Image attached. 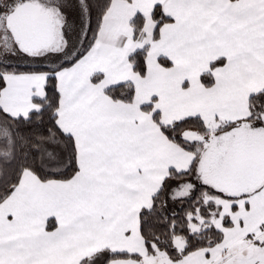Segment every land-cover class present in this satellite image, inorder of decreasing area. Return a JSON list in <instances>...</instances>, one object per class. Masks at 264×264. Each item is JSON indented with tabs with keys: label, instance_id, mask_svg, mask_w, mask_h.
<instances>
[{
	"label": "snow or ice",
	"instance_id": "1",
	"mask_svg": "<svg viewBox=\"0 0 264 264\" xmlns=\"http://www.w3.org/2000/svg\"><path fill=\"white\" fill-rule=\"evenodd\" d=\"M0 264H264V0H0Z\"/></svg>",
	"mask_w": 264,
	"mask_h": 264
}]
</instances>
